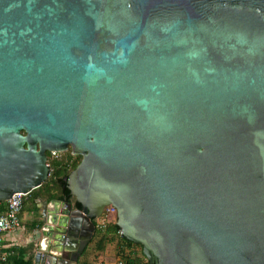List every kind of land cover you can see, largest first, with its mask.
<instances>
[{"label": "water", "instance_id": "95a60500", "mask_svg": "<svg viewBox=\"0 0 264 264\" xmlns=\"http://www.w3.org/2000/svg\"><path fill=\"white\" fill-rule=\"evenodd\" d=\"M69 151L34 264L109 206L149 264H264V0H0V203Z\"/></svg>", "mask_w": 264, "mask_h": 264}, {"label": "trees", "instance_id": "16d2710c", "mask_svg": "<svg viewBox=\"0 0 264 264\" xmlns=\"http://www.w3.org/2000/svg\"><path fill=\"white\" fill-rule=\"evenodd\" d=\"M82 158L73 156L71 151L63 153L59 160L52 159V154L48 153V163L51 168V176L49 180L44 183L40 188L34 190L28 197L27 201H31L35 211L39 212V201L47 200H62L70 201L74 208H81L74 197L70 196V192L66 189L64 178L69 176L81 163ZM27 201H24L23 212L26 211ZM0 209L6 210V203H0ZM30 224L28 232H32L41 225V222L35 220ZM27 224V225H28ZM95 239L92 241L89 253L93 252L95 257L104 254L108 247L112 246L114 250L115 264H149L147 257L143 253L141 244H136L127 240L121 235V229L116 222H111L106 225L104 229H98ZM34 244L26 246H14L4 250L6 259L3 260V254L0 253V264H34ZM87 252V254H89ZM89 255H86L79 264H94L97 261L89 260Z\"/></svg>", "mask_w": 264, "mask_h": 264}, {"label": "crops", "instance_id": "0c3cea01", "mask_svg": "<svg viewBox=\"0 0 264 264\" xmlns=\"http://www.w3.org/2000/svg\"><path fill=\"white\" fill-rule=\"evenodd\" d=\"M25 200L26 201L28 200L27 197ZM42 201L47 202L48 205H44ZM42 201H39V204H38L39 212L32 209L29 215L26 217H25L26 211L22 212V215H21L22 230L6 234L4 237V242H3V245L5 247L26 246L28 244H34L35 250H36V245L38 244V242L32 241L36 231L38 229L44 228V226L46 225L44 220H47L48 222L50 221V223H52L54 219L59 220L62 217V211L64 208L62 204L58 205L54 203L53 201H47V200H42ZM35 220L40 221L41 225L38 226L36 230L32 232H28V229L30 228V224L28 223H33ZM91 250H93L92 247L88 249L87 252L89 253ZM87 252L83 255V258L86 255H89L88 257L89 260H93L97 262L102 261L105 264H115L114 250L112 246L108 247L107 250L104 252V254L102 255L100 254L97 257H95V254L93 252L89 254H87ZM81 257L79 259V262L81 260Z\"/></svg>", "mask_w": 264, "mask_h": 264}, {"label": "built area", "instance_id": "2783aa9c", "mask_svg": "<svg viewBox=\"0 0 264 264\" xmlns=\"http://www.w3.org/2000/svg\"><path fill=\"white\" fill-rule=\"evenodd\" d=\"M51 154L53 159L59 160L63 153H51ZM26 197H28L26 194L17 193L13 196L11 200L6 202L5 211H2L0 209V253L3 254V260L6 259V254L7 255L11 254L9 252L4 253L5 249L11 248V247H5L3 245L5 235L22 229L21 215L23 212L24 201ZM115 213H117V210L113 206H109L105 208L101 217L97 218L98 220L101 219L99 223H97V228L104 229L108 223L113 222L110 220V218ZM94 264H105V263L99 261Z\"/></svg>", "mask_w": 264, "mask_h": 264}, {"label": "rangeland", "instance_id": "374dc122", "mask_svg": "<svg viewBox=\"0 0 264 264\" xmlns=\"http://www.w3.org/2000/svg\"><path fill=\"white\" fill-rule=\"evenodd\" d=\"M52 159H53V157H52ZM26 205L27 206L25 207V210H26L25 217L29 215V213L31 212V210L33 208V204H32L31 201H27ZM100 220L101 219H99V220L96 219L97 223H99ZM110 220L113 221V222H116L117 221V213H115L113 216H111Z\"/></svg>", "mask_w": 264, "mask_h": 264}, {"label": "flooded vegetation", "instance_id": "af4514ba", "mask_svg": "<svg viewBox=\"0 0 264 264\" xmlns=\"http://www.w3.org/2000/svg\"><path fill=\"white\" fill-rule=\"evenodd\" d=\"M66 189H67V188H66ZM94 223H95V226H96L95 233H94L93 238H92V240L90 241L88 247L85 249L83 255L88 251V249H90L91 243H92V241L95 239L96 234L98 233V231H97L98 228H97V221H96V219L94 220ZM65 258H67V259L69 260V259H70V255H69V254H65Z\"/></svg>", "mask_w": 264, "mask_h": 264}]
</instances>
